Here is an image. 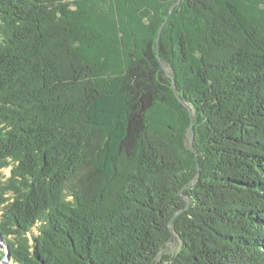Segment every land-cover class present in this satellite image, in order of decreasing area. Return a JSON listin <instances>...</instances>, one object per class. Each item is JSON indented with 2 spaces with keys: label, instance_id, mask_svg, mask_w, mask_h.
<instances>
[{
  "label": "trees",
  "instance_id": "1",
  "mask_svg": "<svg viewBox=\"0 0 264 264\" xmlns=\"http://www.w3.org/2000/svg\"><path fill=\"white\" fill-rule=\"evenodd\" d=\"M98 1L0 0V264H264L261 0Z\"/></svg>",
  "mask_w": 264,
  "mask_h": 264
},
{
  "label": "rangeland",
  "instance_id": "2",
  "mask_svg": "<svg viewBox=\"0 0 264 264\" xmlns=\"http://www.w3.org/2000/svg\"><path fill=\"white\" fill-rule=\"evenodd\" d=\"M106 1H108V3L110 2H113V4L111 3L110 5L112 6V10H103V11H107L108 13H110L111 15H112V17L114 16L115 17V22L117 21H119L118 20V18H120L119 16L117 17V14H115V3H118L119 2V0H106ZM122 1V0H121ZM122 2H124V1H122ZM261 2V3H260ZM260 2H257L258 3V7L259 8H261L262 10H264V0H261ZM105 2H103L102 0H99L98 1V4H104ZM107 3V2H106ZM126 8V7H125ZM259 15H262L263 16V19H264V13H259ZM124 16V15H123ZM125 19V18H124ZM112 20V19H111ZM130 19L128 18V20H126V21H129ZM108 22H110V20L108 21ZM108 22H103V20L101 19V21H100V24L102 25V24H106L107 26L109 25V24H111V23H109L108 24ZM118 24V23H117ZM131 24V23H130ZM190 131H191V136H193V131H192V129L190 128ZM188 133L189 132H187V142H185L186 143V145H188V143H189V140H190V137H189V135H188ZM1 172H2V174L4 175V176H7L8 174H9V168H4V169H2L1 170ZM168 246H169V248H170V250H174L175 248H176V242H175V240H172L171 242H169L168 243Z\"/></svg>",
  "mask_w": 264,
  "mask_h": 264
}]
</instances>
